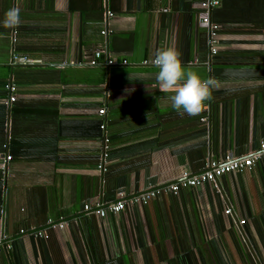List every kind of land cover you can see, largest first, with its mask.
Here are the masks:
<instances>
[{
    "label": "crops",
    "instance_id": "0c3cea01",
    "mask_svg": "<svg viewBox=\"0 0 264 264\" xmlns=\"http://www.w3.org/2000/svg\"><path fill=\"white\" fill-rule=\"evenodd\" d=\"M205 1L0 0V21L13 7L20 18L0 25V153L6 144L11 155L0 170V264H264V158L214 183L164 189L264 142V0L208 10ZM106 8L115 15L104 37ZM207 11L219 25L214 54ZM101 44L114 64L87 63ZM165 47L216 80L198 116L178 115L158 69L143 63ZM120 193L119 213L93 211Z\"/></svg>",
    "mask_w": 264,
    "mask_h": 264
},
{
    "label": "built area",
    "instance_id": "2783aa9c",
    "mask_svg": "<svg viewBox=\"0 0 264 264\" xmlns=\"http://www.w3.org/2000/svg\"><path fill=\"white\" fill-rule=\"evenodd\" d=\"M218 4L217 0H207L203 3V6L208 10L210 7ZM114 12L110 9H105L104 16L102 19V27L100 30V34L106 37L108 34L112 32L110 28V19L114 17ZM202 21L208 25V45L210 52L214 54L217 50L218 44V29L219 25L213 21H211L208 17V11L206 12L205 16L202 18ZM15 40V39H13ZM87 63L90 65H98L100 63H105L106 65L114 64L115 60L113 59L112 55L108 51L106 44H101L95 48H93L89 53L84 55ZM16 58V56H14ZM154 59H145L143 63H153ZM126 62V60H123ZM5 89L8 92V98L5 100V103L10 105L11 101L15 99V89L16 86L14 82H6ZM103 109H99V113H102ZM102 130L103 136V149L98 156L97 162V169L100 173L105 172L107 170L108 165V158H107V149H108V135L105 130L104 124L100 125ZM264 158V142H261L259 145V150L256 152L251 153L248 156L244 157H232V156H225L224 158H217L210 160L207 165L203 168L202 171L198 173H189L187 171L182 172V178L174 183H170L164 187L166 190H171L173 192L178 191L181 188L187 187H196L202 186L205 183H214L216 178L222 174L235 172V171H242L245 169H249L252 167L255 162L260 159ZM11 160V155L7 153L6 144H3V150L0 153V170L3 174L7 172V166L9 161ZM152 191H148L144 194L139 196L132 197L130 199L131 203H146L148 199L153 196ZM120 200L107 204L105 207H102L100 203H96L94 206L93 211L99 216L104 217L107 213L117 214L119 213L123 207L124 202L121 200L123 197V193H120ZM90 208L88 204L84 205V209ZM229 210H226L228 212ZM244 221L242 220L241 223ZM64 226L63 223H58L57 227L62 228ZM36 236H47L46 234H41L40 232H36ZM1 248V246H0Z\"/></svg>",
    "mask_w": 264,
    "mask_h": 264
},
{
    "label": "clouds",
    "instance_id": "9594fccd",
    "mask_svg": "<svg viewBox=\"0 0 264 264\" xmlns=\"http://www.w3.org/2000/svg\"><path fill=\"white\" fill-rule=\"evenodd\" d=\"M20 22L19 9L10 8L0 25L7 29H15ZM158 69L156 81L164 93H171V106L178 115L198 116L213 99L216 87L214 77L203 78L197 72L187 69L181 59V53L174 47L157 50L153 60Z\"/></svg>",
    "mask_w": 264,
    "mask_h": 264
},
{
    "label": "trees",
    "instance_id": "16d2710c",
    "mask_svg": "<svg viewBox=\"0 0 264 264\" xmlns=\"http://www.w3.org/2000/svg\"><path fill=\"white\" fill-rule=\"evenodd\" d=\"M7 91V90H6Z\"/></svg>",
    "mask_w": 264,
    "mask_h": 264
}]
</instances>
